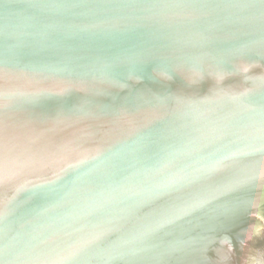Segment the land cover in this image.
<instances>
[{
	"label": "water",
	"instance_id": "obj_1",
	"mask_svg": "<svg viewBox=\"0 0 264 264\" xmlns=\"http://www.w3.org/2000/svg\"><path fill=\"white\" fill-rule=\"evenodd\" d=\"M0 264H264V0H0Z\"/></svg>",
	"mask_w": 264,
	"mask_h": 264
}]
</instances>
